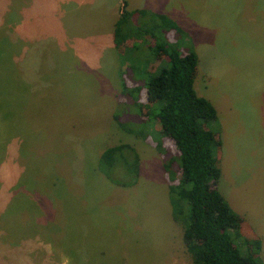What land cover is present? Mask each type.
<instances>
[{
    "label": "rangeland",
    "instance_id": "rangeland-1",
    "mask_svg": "<svg viewBox=\"0 0 264 264\" xmlns=\"http://www.w3.org/2000/svg\"><path fill=\"white\" fill-rule=\"evenodd\" d=\"M114 1L81 4V30L57 39L61 28L31 0L36 11L29 22H45L35 33L48 38L36 45L17 38L21 15L15 10L6 17L0 3V32L15 44V76L31 86L25 96L18 83L12 104L15 93L0 66V264H193L170 211L171 182L163 169V162L174 161L178 179L179 153L152 119L142 118L144 82L163 63L150 48L153 39L143 35L157 11L128 18L126 29L141 38L135 50L128 49L129 39L120 53L110 32ZM135 1L126 10L134 11ZM201 2L163 0L159 6L177 16L186 49L198 55L194 88L217 112L208 124L221 140L217 188L260 236L264 263V0H213L207 12ZM155 35L173 40L172 31ZM123 81L139 89L126 94ZM120 143L139 156L137 174L122 161L110 170L122 184L97 169L100 153Z\"/></svg>",
    "mask_w": 264,
    "mask_h": 264
},
{
    "label": "trees",
    "instance_id": "trees-1",
    "mask_svg": "<svg viewBox=\"0 0 264 264\" xmlns=\"http://www.w3.org/2000/svg\"><path fill=\"white\" fill-rule=\"evenodd\" d=\"M145 13L144 10H122L115 22L113 34V41L120 53L121 45L129 39L134 42L128 49L135 50L136 38L140 37L126 29L128 18ZM151 14L152 25L145 30L144 40L147 41L146 37L150 35L153 39L150 40V48L156 56L163 55V63L155 72L148 74L144 82L147 102L142 118L152 119L159 126L160 133L173 142L179 153L178 165L175 161L180 172L179 178L175 179L176 170L171 167L174 161L163 162V169L168 172L171 182V214L182 225L186 252L193 264H264L260 257V236L230 207L217 188L221 174L217 164L221 140L217 132L208 126L209 122L217 119V112L208 99L197 95L194 88L198 55L194 49H186L184 39L187 36L175 21L164 14ZM158 31L164 36L167 31H172L173 40L160 39L155 35ZM8 38L7 34L0 32V66L2 71L5 68L8 75L10 92L15 93L12 100L15 105L18 101V83L24 88L25 96L31 91L29 84L21 83L15 76L16 67L12 61L14 53L16 55L15 44ZM125 84L123 81V90L128 92L126 94L139 89V85L131 89ZM3 90L6 92L5 85ZM4 107V99H1L0 115ZM160 145L157 141L159 150ZM119 162L127 171L138 173L139 156L126 143L105 148L99 155L97 169L112 181L122 184L111 177L110 171Z\"/></svg>",
    "mask_w": 264,
    "mask_h": 264
},
{
    "label": "crops",
    "instance_id": "crops-1",
    "mask_svg": "<svg viewBox=\"0 0 264 264\" xmlns=\"http://www.w3.org/2000/svg\"><path fill=\"white\" fill-rule=\"evenodd\" d=\"M133 1H135V0H115L114 1L113 19H112V23L110 24V26H112L110 28V32H111V37H112L111 39H112L113 45H115V43L113 41L114 26H115L116 20L119 18V17L116 18V15L118 16L119 12L120 11L122 12L123 6L125 9H127V7L129 8V2L132 3ZM162 1L163 0H161L160 2H162ZM40 2L44 6L38 10L39 14L42 17L44 16V18H47V19H48V17H51V19H49L50 22H52L55 26H58L59 28H61V33L55 35V37L57 39H71V38H73L74 37V28L75 27L78 28V26H83V20L76 13V10L80 8L81 4H87L85 6L93 4V3H90V0H61L60 6L54 7L51 3L47 2L46 0H39V3ZM160 2L156 3L154 1H148L147 0V2L141 3V1L136 0L134 2V3H136V5L132 6L131 9H134V11L135 10H144L146 12L147 11L151 12V10L155 8L154 10L157 11L156 12L157 14L167 15L170 19L177 22L176 19H174V17H177V16L173 12L167 11L166 5L159 6ZM0 3L2 5V13L6 17H9V15L15 14V10L18 11L19 15H21L22 19L18 20L19 23L21 24V26L20 25L18 26V35H17L18 39H22V38L34 39V40H36V41H34L35 45H36V42L38 41V39H40V38L41 39H48L46 36L40 37L39 35H37L35 33L36 29L42 30V28L46 26L45 22H43L42 20H39L38 22H36V24L29 22V19L31 18V16H29V14H33L36 11V7L32 4L31 0H0ZM193 3H195V2H193ZM214 4H215V2H214ZM214 4H213V0H202V2L198 5V7L199 8L202 7V9H205L207 12L208 9L210 7H212ZM196 5H197V3L195 4V6ZM186 6L187 5H185V8H186ZM258 8L259 7L256 6V9H258ZM195 9H196V7H195ZM24 14H25V17L23 18ZM54 18H56V19H54ZM7 19L9 20V18H7ZM253 20L255 22H261L262 21L261 19H256L254 16H253ZM2 22L6 23L7 21H2ZM26 24H31V25L29 27ZM25 26H26V29L30 28L29 37L28 36L24 37ZM67 30H70V31H67ZM79 30H81V29H79ZM66 31L69 32V34H66ZM32 49H34V48H32ZM34 51H35V54H36V52H38V53L42 52L39 49L38 50L34 49ZM19 80L23 84H29L27 82H24V80H22V79H19ZM30 89H31V86H30ZM84 196H85V192H83L81 198H83ZM169 205H170V202H169ZM170 211H171V206H170Z\"/></svg>",
    "mask_w": 264,
    "mask_h": 264
}]
</instances>
